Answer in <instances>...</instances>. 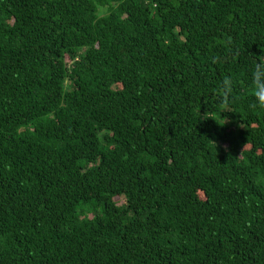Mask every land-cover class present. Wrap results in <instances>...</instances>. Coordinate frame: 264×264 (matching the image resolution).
I'll list each match as a JSON object with an SVG mask.
<instances>
[{
	"label": "trees",
	"instance_id": "1",
	"mask_svg": "<svg viewBox=\"0 0 264 264\" xmlns=\"http://www.w3.org/2000/svg\"><path fill=\"white\" fill-rule=\"evenodd\" d=\"M257 64L264 0H0V264H264Z\"/></svg>",
	"mask_w": 264,
	"mask_h": 264
},
{
	"label": "clouds",
	"instance_id": "2",
	"mask_svg": "<svg viewBox=\"0 0 264 264\" xmlns=\"http://www.w3.org/2000/svg\"><path fill=\"white\" fill-rule=\"evenodd\" d=\"M250 82L255 86L253 107L264 108V64H257L255 69L250 73ZM233 88V79L226 76L221 85V91L223 92L222 104L225 108L228 107L229 97Z\"/></svg>",
	"mask_w": 264,
	"mask_h": 264
},
{
	"label": "rangeland",
	"instance_id": "3",
	"mask_svg": "<svg viewBox=\"0 0 264 264\" xmlns=\"http://www.w3.org/2000/svg\"><path fill=\"white\" fill-rule=\"evenodd\" d=\"M101 15H105L108 13V7H101L100 8Z\"/></svg>",
	"mask_w": 264,
	"mask_h": 264
}]
</instances>
